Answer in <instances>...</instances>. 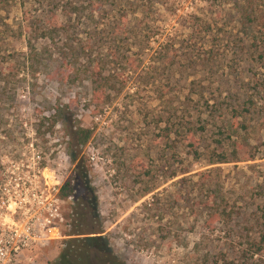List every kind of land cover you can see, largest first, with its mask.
Listing matches in <instances>:
<instances>
[{
  "label": "rangeland",
  "instance_id": "374dc122",
  "mask_svg": "<svg viewBox=\"0 0 264 264\" xmlns=\"http://www.w3.org/2000/svg\"><path fill=\"white\" fill-rule=\"evenodd\" d=\"M254 16L264 0H0V159L72 165L26 264H264Z\"/></svg>",
  "mask_w": 264,
  "mask_h": 264
},
{
  "label": "built area",
  "instance_id": "2783aa9c",
  "mask_svg": "<svg viewBox=\"0 0 264 264\" xmlns=\"http://www.w3.org/2000/svg\"><path fill=\"white\" fill-rule=\"evenodd\" d=\"M28 149L29 158L0 159V264L29 263L33 250L59 236L64 222L60 193L71 183L70 160L62 150L44 153L32 144Z\"/></svg>",
  "mask_w": 264,
  "mask_h": 264
},
{
  "label": "trees",
  "instance_id": "16d2710c",
  "mask_svg": "<svg viewBox=\"0 0 264 264\" xmlns=\"http://www.w3.org/2000/svg\"><path fill=\"white\" fill-rule=\"evenodd\" d=\"M251 11H254V10L251 8ZM254 17H256L255 19L259 20L260 22L263 20L262 25H264V17H262V18L260 16H254ZM52 31H54V30H52ZM55 31H57V30H55ZM42 35L45 36V34H42ZM48 35L49 36L47 38L51 39L50 34H48ZM95 93H96V91H95ZM90 136H91V132L88 129L78 128L75 131L76 143L79 145L84 144L90 138ZM78 166H79V164H78ZM60 194H61V197H63V198L73 194V186L70 183V180H67L65 182V184L63 185V187L61 189ZM59 260H60L61 264H68L69 263L67 260V256L65 254H61Z\"/></svg>",
  "mask_w": 264,
  "mask_h": 264
},
{
  "label": "bare ground",
  "instance_id": "6f19581e",
  "mask_svg": "<svg viewBox=\"0 0 264 264\" xmlns=\"http://www.w3.org/2000/svg\"><path fill=\"white\" fill-rule=\"evenodd\" d=\"M45 175H46V177H47L48 179H50V178H51L50 174H48V173H45Z\"/></svg>",
  "mask_w": 264,
  "mask_h": 264
}]
</instances>
